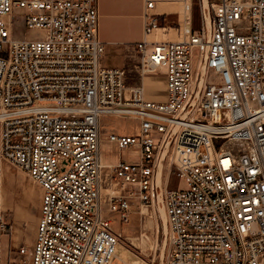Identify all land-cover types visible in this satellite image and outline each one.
Segmentation results:
<instances>
[{
    "label": "built area",
    "instance_id": "obj_1",
    "mask_svg": "<svg viewBox=\"0 0 264 264\" xmlns=\"http://www.w3.org/2000/svg\"><path fill=\"white\" fill-rule=\"evenodd\" d=\"M155 1L143 0L130 63L139 80L128 86L125 64L101 61L98 0H0V157L40 188L33 239L12 248L23 256L2 250L11 225L0 217V264H110L120 233L104 211L126 222L153 208L167 139L164 264H264V0H207L208 30L200 0L197 26L190 0L167 24ZM156 69L159 101L142 93ZM103 115L137 123L105 134L120 152L113 162L99 147ZM102 178L115 186L105 203Z\"/></svg>",
    "mask_w": 264,
    "mask_h": 264
},
{
    "label": "rangeland",
    "instance_id": "obj_2",
    "mask_svg": "<svg viewBox=\"0 0 264 264\" xmlns=\"http://www.w3.org/2000/svg\"><path fill=\"white\" fill-rule=\"evenodd\" d=\"M190 2L192 11L195 0H190ZM14 13L20 15L19 11ZM173 19L170 18L172 20L170 22L176 21L178 17ZM194 22V26H197L196 21ZM18 30L21 31V28L18 27ZM169 32L175 38L174 30L171 29ZM159 33L162 32L158 29L156 34L159 35ZM27 34L31 35V33ZM116 55L117 52L114 49L106 50L102 58L103 63L107 65L116 64ZM132 61H135V59H131L130 63ZM125 65L130 69L125 79V84L129 86L138 83L139 75L131 69L130 64L125 63ZM142 85V93L145 99L159 101L165 98L166 86L162 69L143 74ZM136 128L137 123L133 119L103 115L100 121L99 147L101 154L107 157L109 161H115L120 152L106 141L105 134L109 131H114L118 134L134 133ZM151 134L158 135L155 131H152ZM121 156L125 158L133 157L126 151H122ZM165 170L163 165L162 176ZM168 184L173 187H184V182L173 175L169 176ZM114 187V185L107 183V180H105V185L101 188L104 203ZM39 195L40 188L36 182L30 179L23 170L0 157V217L11 225L10 234L5 235L9 236V243L12 240L19 241L20 237L28 236L34 230L38 213ZM144 207L146 208V213L142 212ZM137 209L138 207L129 213L126 222H120L115 212L104 211V214L110 219L113 231L120 233L115 255L120 254L121 251L125 253V260L120 259L119 255H117L118 257L112 258L110 264H159L160 261V264L165 263L167 235H164L162 218L157 205L154 204L153 208L142 205L141 212ZM148 219L151 221L148 222ZM30 243H24L26 248L29 247ZM1 247L2 250L5 248L3 239ZM26 252H14L11 244L9 245V256H14L15 254L23 256Z\"/></svg>",
    "mask_w": 264,
    "mask_h": 264
},
{
    "label": "crops",
    "instance_id": "obj_3",
    "mask_svg": "<svg viewBox=\"0 0 264 264\" xmlns=\"http://www.w3.org/2000/svg\"><path fill=\"white\" fill-rule=\"evenodd\" d=\"M177 0H156L153 10L162 13L164 22L170 23V18L178 16ZM143 0H98V35L103 42V55L105 51L114 49L117 52V62L114 65L107 66H121L125 63L130 64L131 59L134 58L133 42L141 37ZM173 19V20H174ZM161 29V28H160ZM159 29V30H160ZM156 36L160 38H174L168 31L167 33H159ZM33 232L28 236L20 237L19 241H11L9 243V236L1 237L4 240V246L11 244L14 248L18 244L31 242L33 239Z\"/></svg>",
    "mask_w": 264,
    "mask_h": 264
},
{
    "label": "water",
    "instance_id": "obj_4",
    "mask_svg": "<svg viewBox=\"0 0 264 264\" xmlns=\"http://www.w3.org/2000/svg\"><path fill=\"white\" fill-rule=\"evenodd\" d=\"M200 4H201V7L204 10V23H205V26H206V28L208 30L209 29V16H208V13H207V10H206L207 0H200ZM207 36H208V34H207ZM203 70H204V59H203L201 65H200V68H199V75H198L195 91H194V94H193V97L191 99L190 104H192L194 102V98H195V96L198 93L200 82H201V79H202ZM168 145H169V139H167L165 141V143H164V145H163V147L161 149V152H160V155L158 157L157 164H156V171H155V186L157 188V191L155 193V204L157 205V209H158V211L160 213V216L162 218V225H163V231H164V235L165 236L167 235V228H166L165 218H163L162 215H161V214L164 215V212H163V208H162V204H161L160 185H161L163 161H164V157H165L166 151L168 149ZM159 207H161L162 213L160 212ZM160 263H161V261H160Z\"/></svg>",
    "mask_w": 264,
    "mask_h": 264
},
{
    "label": "bare ground",
    "instance_id": "obj_5",
    "mask_svg": "<svg viewBox=\"0 0 264 264\" xmlns=\"http://www.w3.org/2000/svg\"><path fill=\"white\" fill-rule=\"evenodd\" d=\"M105 178H102V180H101V185L102 186H104L105 185ZM160 212L162 213V211H161V207H160ZM142 212L144 213H146V208L144 207L143 209H142ZM162 215V217L164 218V215L163 214H161ZM151 220L150 219H148V222H150ZM117 246H118V243L116 244V247H115V251H114V253H113V257H116L117 255H119V257H120V259H124L125 260V253H124V251H121L120 252V254H117V255H115V253H116V250H117ZM112 257V258H113ZM118 257V256H117ZM112 258H111V260H112ZM119 259V258H118ZM111 260H110V262H111Z\"/></svg>",
    "mask_w": 264,
    "mask_h": 264
},
{
    "label": "trees",
    "instance_id": "obj_6",
    "mask_svg": "<svg viewBox=\"0 0 264 264\" xmlns=\"http://www.w3.org/2000/svg\"><path fill=\"white\" fill-rule=\"evenodd\" d=\"M198 16H199V14H198V0H195V5L192 9L193 26L195 25L194 21H196V24H198Z\"/></svg>",
    "mask_w": 264,
    "mask_h": 264
}]
</instances>
